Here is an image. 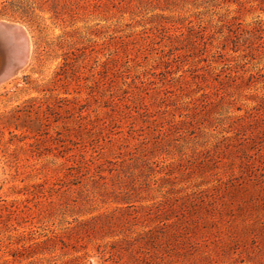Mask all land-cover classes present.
<instances>
[{"label": "rangeland", "instance_id": "374dc122", "mask_svg": "<svg viewBox=\"0 0 264 264\" xmlns=\"http://www.w3.org/2000/svg\"><path fill=\"white\" fill-rule=\"evenodd\" d=\"M0 21L31 46L0 85V200L66 243L22 264H264V0H0Z\"/></svg>", "mask_w": 264, "mask_h": 264}, {"label": "trees", "instance_id": "16d2710c", "mask_svg": "<svg viewBox=\"0 0 264 264\" xmlns=\"http://www.w3.org/2000/svg\"><path fill=\"white\" fill-rule=\"evenodd\" d=\"M10 4H3L2 11H7ZM220 21L223 26L225 23ZM182 35H175L174 39H179ZM176 50V46L173 45L164 53V57H167L164 64L168 71L172 68V64L177 62ZM196 77L198 76L194 75L193 79ZM35 214L34 206L30 205L29 200L9 203L0 200V264H22L23 261L35 258L43 250L49 249L48 246L57 239L66 247L65 241L60 239L61 235L56 230L45 229V233L40 232L41 227L35 222ZM29 264H34V260Z\"/></svg>", "mask_w": 264, "mask_h": 264}, {"label": "water", "instance_id": "95a60500", "mask_svg": "<svg viewBox=\"0 0 264 264\" xmlns=\"http://www.w3.org/2000/svg\"><path fill=\"white\" fill-rule=\"evenodd\" d=\"M18 35L14 24L0 21V56L5 59L0 65V85L17 74L28 62L26 50L15 49L14 40ZM20 37L24 44L28 43L26 35Z\"/></svg>", "mask_w": 264, "mask_h": 264}, {"label": "bare ground", "instance_id": "6f19581e", "mask_svg": "<svg viewBox=\"0 0 264 264\" xmlns=\"http://www.w3.org/2000/svg\"><path fill=\"white\" fill-rule=\"evenodd\" d=\"M14 28H15L17 34H19L14 40L15 49H20V50L25 49L26 52H27V57H29V55H30V47L31 46H30V40H29V36H28V34L26 32V29L24 27L16 26V25H14ZM22 35H26L27 36V38H28V43L27 44H24L22 42V37H20ZM19 72L17 74H15V75H18Z\"/></svg>", "mask_w": 264, "mask_h": 264}]
</instances>
